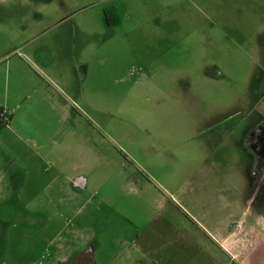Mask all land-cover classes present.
Returning a JSON list of instances; mask_svg holds the SVG:
<instances>
[{"label": "rangeland", "instance_id": "374dc122", "mask_svg": "<svg viewBox=\"0 0 264 264\" xmlns=\"http://www.w3.org/2000/svg\"><path fill=\"white\" fill-rule=\"evenodd\" d=\"M24 1L29 38L49 53L67 51L69 68L82 61L87 73L68 87L10 86L0 67V104L10 115L0 127V180L11 186L0 190L7 260L46 264L79 248L90 249L93 264H132L131 234L196 166L212 157L240 166L239 153L256 166L247 142L264 136V1ZM109 8L120 26L105 24ZM202 33L235 45L202 43ZM186 77L201 104H184ZM200 77L217 85L201 88Z\"/></svg>", "mask_w": 264, "mask_h": 264}, {"label": "crops", "instance_id": "0c3cea01", "mask_svg": "<svg viewBox=\"0 0 264 264\" xmlns=\"http://www.w3.org/2000/svg\"><path fill=\"white\" fill-rule=\"evenodd\" d=\"M2 4L0 67L6 69L8 85L15 86L23 80L47 82L60 88L59 85L68 87L83 82L87 69L82 73V61L69 68L72 55L67 51L49 53L42 41L29 38L24 26V0H0ZM11 8L13 14L9 12ZM67 18L65 15L61 20ZM58 39L51 42L61 44ZM205 74L209 72L201 67L199 75ZM202 77L196 80L200 81L201 88L207 83L214 84L213 77L206 80ZM185 81L187 87L181 94L184 104L189 101L201 104V92H198L201 90L191 87L194 78L186 77ZM184 86L180 84V91ZM208 118L215 119L214 114ZM240 155L237 158L240 166H216L212 157L203 163L205 166H196L190 176L181 178L177 195L168 193L169 197L158 202L160 214L154 215L142 230L131 234L127 245L132 264H141L143 259L150 264H264V166H250L249 156L246 154L248 158L243 156L241 160ZM9 187L0 180V190ZM23 187L21 184L20 188ZM4 198L0 197V205L5 202ZM4 220L0 217V264H42L6 259L9 252ZM57 248H63L64 253L80 251L64 246ZM66 258L55 257V261L47 263H64Z\"/></svg>", "mask_w": 264, "mask_h": 264}, {"label": "flooded vegetation", "instance_id": "af4514ba", "mask_svg": "<svg viewBox=\"0 0 264 264\" xmlns=\"http://www.w3.org/2000/svg\"><path fill=\"white\" fill-rule=\"evenodd\" d=\"M210 37L212 39H216L214 36L202 33L200 40L202 41V43H204L205 41L204 39H209ZM222 38L224 39V42L228 44L229 47L231 46V44L235 45L233 43L235 38L230 37L229 35L222 36ZM222 38L218 36V39H216L218 40V43H220V39ZM250 139L251 140L247 142V144L249 147L254 148V150H256L258 158H255L251 154L250 155L255 160L256 166H262L264 165V142H263L264 136H262L261 133L254 132L252 133V135H250ZM66 261L67 262L70 261L71 264H92L91 251L90 249H87L83 251L80 250L75 253L73 252L72 254H70V256H68V258H66Z\"/></svg>", "mask_w": 264, "mask_h": 264}, {"label": "trees", "instance_id": "16d2710c", "mask_svg": "<svg viewBox=\"0 0 264 264\" xmlns=\"http://www.w3.org/2000/svg\"><path fill=\"white\" fill-rule=\"evenodd\" d=\"M104 22L108 26H115L120 23L117 11L115 8L105 9ZM10 120V115L5 112L3 108H0V127L6 126Z\"/></svg>", "mask_w": 264, "mask_h": 264}]
</instances>
